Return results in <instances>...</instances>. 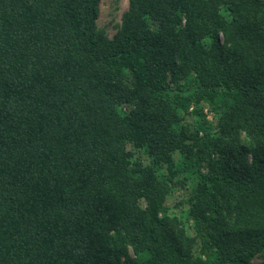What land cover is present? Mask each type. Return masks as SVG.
<instances>
[{"label": "trees", "instance_id": "16d2710c", "mask_svg": "<svg viewBox=\"0 0 264 264\" xmlns=\"http://www.w3.org/2000/svg\"><path fill=\"white\" fill-rule=\"evenodd\" d=\"M99 4L0 0V264H264V0Z\"/></svg>", "mask_w": 264, "mask_h": 264}, {"label": "rangeland", "instance_id": "374dc122", "mask_svg": "<svg viewBox=\"0 0 264 264\" xmlns=\"http://www.w3.org/2000/svg\"><path fill=\"white\" fill-rule=\"evenodd\" d=\"M127 8V0H100L99 16L97 24L99 28L105 30L109 37L116 31L123 11ZM203 113L208 120L213 121V113L206 104H202ZM191 121L192 118H188ZM184 196V190L180 187L175 189L166 200V205L175 208Z\"/></svg>", "mask_w": 264, "mask_h": 264}]
</instances>
